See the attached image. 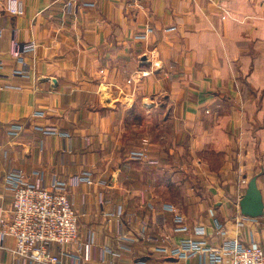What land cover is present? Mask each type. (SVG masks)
I'll list each match as a JSON object with an SVG mask.
<instances>
[{
	"label": "crops",
	"instance_id": "obj_1",
	"mask_svg": "<svg viewBox=\"0 0 264 264\" xmlns=\"http://www.w3.org/2000/svg\"><path fill=\"white\" fill-rule=\"evenodd\" d=\"M5 1L3 70L28 69L0 79L6 217L13 167L48 188L65 182L80 225L75 243L54 246L65 264H198L157 247L192 235L175 227L199 224L216 244L215 219L264 247V0H98L77 13L64 0H22L21 15ZM16 41L38 47L20 55ZM14 122L25 125L17 136ZM15 246L0 234V264H40Z\"/></svg>",
	"mask_w": 264,
	"mask_h": 264
},
{
	"label": "built area",
	"instance_id": "obj_2",
	"mask_svg": "<svg viewBox=\"0 0 264 264\" xmlns=\"http://www.w3.org/2000/svg\"><path fill=\"white\" fill-rule=\"evenodd\" d=\"M142 1V0H135ZM98 0H64L65 9L77 13L80 8L96 7ZM4 8L13 14L21 15L25 11L22 0H6ZM151 29H148L150 32ZM3 29L0 26V36ZM148 34V33H147ZM147 34L140 38H146ZM20 55L34 52L38 44L35 41L19 42ZM0 79L8 81L14 77L28 75L26 67L14 69L7 73L3 70L0 60ZM137 74L128 80L129 83L138 78ZM35 129L46 135H68L57 126L35 125ZM25 125L14 122L10 125L9 133L19 135ZM131 156L143 159L147 156L145 150H133ZM36 174L39 172L36 171ZM81 180L92 183L90 172L79 177ZM6 189L12 195L10 217L0 210V234H9L14 237L16 246L13 249L18 258H25L40 264H65L62 262L63 251L55 252L54 246H66L75 243L79 238V213L68 197L65 182H56L54 188H48L27 179V175L20 169L10 167L4 175ZM168 209V208H166ZM172 209V208H169ZM121 214V208L118 210ZM165 221L164 215L160 216ZM248 218L237 220V226L242 228ZM213 236L221 237L216 244L212 243L208 228L205 225H180L174 228L176 232H191L174 246H158L157 250L165 252L174 258H197L198 264H264V247L255 241L246 243L238 237L228 235L225 224L215 219ZM132 264H157L145 260H138Z\"/></svg>",
	"mask_w": 264,
	"mask_h": 264
}]
</instances>
